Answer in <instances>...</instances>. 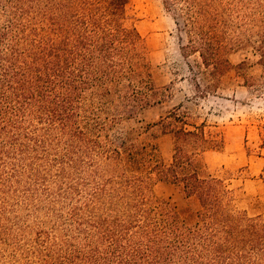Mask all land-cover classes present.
Wrapping results in <instances>:
<instances>
[{
  "label": "trees",
  "instance_id": "trees-1",
  "mask_svg": "<svg viewBox=\"0 0 264 264\" xmlns=\"http://www.w3.org/2000/svg\"><path fill=\"white\" fill-rule=\"evenodd\" d=\"M162 1L183 25L201 94L231 70L255 86L240 73L248 59L230 60L238 48L253 49L264 77V0ZM129 9L0 0V240L19 239L11 264H264V219L238 206L231 176L205 169L206 153L226 144L215 124L169 109L152 125L172 137L168 162L137 131L117 129L165 98ZM155 181L196 200L195 218L157 199Z\"/></svg>",
  "mask_w": 264,
  "mask_h": 264
},
{
  "label": "rangeland",
  "instance_id": "rangeland-1",
  "mask_svg": "<svg viewBox=\"0 0 264 264\" xmlns=\"http://www.w3.org/2000/svg\"><path fill=\"white\" fill-rule=\"evenodd\" d=\"M129 11L147 39L152 78L165 98L162 103L140 111L133 119L120 121L117 129L137 131L143 141L155 144L168 162L172 155V137L152 125L169 109L182 104V109L189 112L190 122L215 124L222 131L226 144L221 151L206 153L205 169L218 176H231L229 181L237 191L238 206L250 215H260L264 219V77L253 49L238 48L229 54L234 64L248 59L240 73L256 83L252 89L244 85L242 74L231 70L224 76L218 92L204 95L196 89L193 72L188 67V63L194 64L196 56L186 58L182 54L181 46L186 42L183 25L175 21L163 1L130 0ZM153 192L157 199L168 201L174 209L188 211L190 220L195 218L197 201L186 199L176 185L155 181ZM14 232L23 238L19 227L14 228ZM11 240L7 243L0 240V264H11L8 256L14 253L19 239ZM29 244L23 239L26 248ZM27 257L30 263L34 262L31 253L22 258ZM27 262L22 259L19 264Z\"/></svg>",
  "mask_w": 264,
  "mask_h": 264
}]
</instances>
